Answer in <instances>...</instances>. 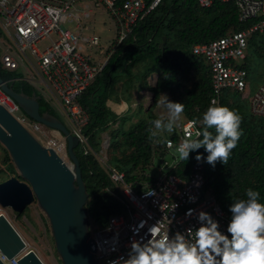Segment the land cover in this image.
<instances>
[{
	"label": "built area",
	"instance_id": "1",
	"mask_svg": "<svg viewBox=\"0 0 264 264\" xmlns=\"http://www.w3.org/2000/svg\"><path fill=\"white\" fill-rule=\"evenodd\" d=\"M79 1L85 2L88 10L89 3L96 7L103 4L117 27L116 37L101 62L93 60L89 54H83L82 47L78 44L79 39L89 45L97 44L95 35L82 37L80 34L81 17L74 12L73 6ZM215 1L232 3L237 10L239 22H249V25L192 46V52L204 57L209 66L213 93L211 102H219V95L226 88L237 91L247 89V72L238 66L237 61L245 57L249 38L254 34L264 33V0H197L201 7H208ZM160 2L161 0H151L149 3L146 0H0V46L4 47L0 55L1 69L16 71L19 76L13 80L31 84L41 92L39 95L46 102L59 103L69 119L71 133L78 138L83 153L86 154L91 151L88 136L83 132L87 115L78 104V97L94 81L116 47ZM84 15L87 17L89 12L86 11ZM71 20H75L79 27L77 34L64 27V23ZM27 51L32 59L27 56ZM0 105L42 145L53 148L67 159L63 138L29 118L1 86ZM248 105L252 115L264 119V83L250 95ZM189 120L193 119L176 123L173 132L162 139L163 153L169 152L171 148L176 150L185 138L184 126ZM163 153L158 151L156 155ZM179 162L177 157L171 163L163 160L162 165L157 168V176L149 181L136 180L135 184L124 182L123 171L113 167L109 169V178L118 187L125 209L110 214L105 225L96 224L97 230L90 235L96 245L95 258L100 264H110L119 258L126 259L131 240L141 237L147 239V228L161 218L166 223L165 218L173 202L178 207L174 212L168 213L172 219L170 235L175 231L197 227L196 212L199 210L209 212L219 221L221 230L226 229L228 214L210 191H203L204 164L195 161L189 176L182 178L173 172ZM151 190L154 195L144 194ZM190 195L197 199L189 202ZM188 209H193V213L186 216ZM142 220L146 221L145 225L138 233L133 232V227ZM19 258L20 254L7 258L0 252L3 264H18ZM117 264L123 262L118 261Z\"/></svg>",
	"mask_w": 264,
	"mask_h": 264
},
{
	"label": "trees",
	"instance_id": "2",
	"mask_svg": "<svg viewBox=\"0 0 264 264\" xmlns=\"http://www.w3.org/2000/svg\"><path fill=\"white\" fill-rule=\"evenodd\" d=\"M150 1L146 0L147 3ZM248 25L249 22H239L237 10L229 2L215 1L208 7H201L197 0H161L116 47L94 81L78 97V104L88 116L83 132L87 134L92 150L98 152L100 149L99 133L107 130L110 123L120 122L119 115L107 103L120 80L130 81L126 82V87L139 81V87L152 94L153 105L159 101L160 94L166 93L171 100L185 105L182 113L185 119L200 118L211 103L213 93L209 66L204 57L192 52V46ZM248 48L249 52L260 50L264 53V33L250 37ZM246 58L245 52L238 66L246 70L249 81ZM152 72L157 74L155 85H150L146 79ZM1 76L16 92L29 95L35 92L26 81L13 80L19 76L16 71L2 69ZM253 87L248 84L245 91L226 88L220 93L218 103L236 110L242 117V135L226 164L217 162L213 168L201 161L204 164L203 191H210L229 217L228 205L235 199L245 198V188L259 190L264 201V119L249 112ZM39 108L40 112L55 115L42 97H39ZM157 118L149 110L127 128L113 129L109 134L107 168L100 165L93 153L84 154L81 146H76L75 153L88 193L85 207L89 218L97 225H105L110 214L125 209L118 187L109 178L111 167L123 171L125 183L135 184L136 180L153 178L145 171L152 164L154 154L163 153V141H155L157 137L152 135L150 121ZM1 149L4 162L8 163L7 170L14 171L7 150L3 146ZM196 151L207 155L203 148ZM194 156L195 153L190 152L189 159L180 161L173 172L187 178L196 161ZM140 169L141 173H136Z\"/></svg>",
	"mask_w": 264,
	"mask_h": 264
},
{
	"label": "clouds",
	"instance_id": "3",
	"mask_svg": "<svg viewBox=\"0 0 264 264\" xmlns=\"http://www.w3.org/2000/svg\"><path fill=\"white\" fill-rule=\"evenodd\" d=\"M37 95L41 97L39 93ZM158 103L167 110V118H157L150 123L155 130L171 133L184 112L185 105L181 101L170 100L164 93L160 94ZM241 119L236 110L213 100L200 118L189 120L184 126L185 138L175 150L178 154L177 161H187L190 152H194L197 162L203 161L213 168L217 162L226 164L242 135ZM45 127L50 132L54 131V134L58 132ZM58 133L65 142L66 150L65 138ZM152 135L155 136L156 132L153 131ZM79 145L78 142L77 146ZM171 146L169 141V147ZM81 148L83 150L82 146ZM200 148L207 155L196 151ZM66 156L67 159L61 157L69 163L67 151ZM155 156L156 153L153 158ZM144 194L149 196L155 193L151 190ZM244 197L235 199L228 205L230 217L225 230H221L219 221L209 212L199 210L196 212L197 227L175 231L170 235L172 219L168 213L174 212L178 207L173 202L165 218L166 223L161 218L150 225L147 228V239L141 237L131 240L127 258L113 260L110 264H117L118 261L123 264H264V201L261 200L259 190L252 187L245 188ZM196 199V196L188 197L189 202ZM192 213L193 209H188L185 215ZM148 215L150 218V214ZM145 223V220L140 221L133 227V232L138 233Z\"/></svg>",
	"mask_w": 264,
	"mask_h": 264
},
{
	"label": "water",
	"instance_id": "4",
	"mask_svg": "<svg viewBox=\"0 0 264 264\" xmlns=\"http://www.w3.org/2000/svg\"><path fill=\"white\" fill-rule=\"evenodd\" d=\"M0 86L30 118L60 132L66 141L69 163L53 148L42 145L0 105V144L18 172L0 182V208L22 212L36 201L50 225V234L60 264H100L95 242L89 234L86 210L88 193L75 153L78 138L58 117L40 112L39 96L16 92L1 76ZM0 252L7 258L20 254L18 264H45L27 248L25 240L7 216L0 212ZM0 264H3L0 261Z\"/></svg>",
	"mask_w": 264,
	"mask_h": 264
},
{
	"label": "rangeland",
	"instance_id": "5",
	"mask_svg": "<svg viewBox=\"0 0 264 264\" xmlns=\"http://www.w3.org/2000/svg\"><path fill=\"white\" fill-rule=\"evenodd\" d=\"M88 5L90 10L85 7V2L79 1L73 5L75 7L74 12L78 13L81 17V36L92 37L95 35L97 37V44L89 45L87 42L81 41L80 39L78 44L81 45V52L83 54H89L93 60H98L101 62L103 61L106 52L116 37L117 27L111 14L103 4L97 7L92 3H89ZM86 11L89 12L87 17L84 15ZM64 27L73 33L77 34L79 32V27L77 26L75 20L65 22ZM249 48L247 47L246 49V61L247 67L249 69V85L254 86L253 88L255 89L258 84L264 82V53L260 50L249 52ZM3 51L4 47L0 46V55ZM26 54L28 57H30V59H32L28 51ZM241 62L242 60L237 61L239 64ZM146 76L148 83L150 85H155L157 81V74L152 72L148 73ZM126 82L130 81L120 80L116 84L115 93L112 94L110 98L115 100L120 99V101L123 100V103H110V100L107 102L110 104L112 110L117 115H119L120 122L118 121L110 123L111 125L109 128H107V130L99 133L100 149L98 152H94L91 148V153L95 154L98 162L104 168L108 167L107 160L110 158V152L108 151V139L110 138L109 134L113 129L117 128L118 126L127 128L130 124L145 116L146 112L149 110H152L153 114L158 118H167V110L158 102L153 105L152 94L149 91L139 87V81L134 83V86L132 87H126ZM168 98L171 100L169 96ZM49 105L53 108L56 117H58L60 121H62L69 129H71L69 119L62 112L60 104L49 103ZM183 120H185V117L181 114L179 120L176 123H182ZM153 131L156 132L157 139L161 141L169 134L168 132L155 130L154 126ZM55 134L59 135L58 132H55ZM1 146L2 145L0 144V182L10 176H18V172L15 167L13 168L14 171L10 172L7 170L6 165L8 163L4 162V152L1 149ZM177 155L178 154L174 148H171L169 152H165L162 155H156L152 160V164L147 167L145 173L151 177L157 176V168L162 165V161L166 160L171 163L175 157H177ZM136 173H141V169L137 170ZM1 209L10 220L14 228L25 240L28 249L34 250L45 264H60L59 258L57 257V253L55 251L53 239L50 234V225L48 219L36 201H33L31 204L26 206L25 209L20 213L15 212L10 208ZM96 230V224L89 218V234L92 235Z\"/></svg>",
	"mask_w": 264,
	"mask_h": 264
},
{
	"label": "crops",
	"instance_id": "6",
	"mask_svg": "<svg viewBox=\"0 0 264 264\" xmlns=\"http://www.w3.org/2000/svg\"><path fill=\"white\" fill-rule=\"evenodd\" d=\"M263 83V82H262ZM262 83H260V84H262ZM249 84V83H248ZM260 84H258L257 86H256V88L260 85ZM31 85V84H30ZM32 86V85H31ZM33 87V86H32ZM255 88V89H256ZM254 89V90H255ZM35 92L38 94H40L41 95V92L39 91V90H35ZM48 103V102H47ZM49 103H57V102H55V101H53V102H49ZM110 103H123V100H121L120 101V99L119 100H115V99H110ZM125 103V102H124ZM62 112L64 113V110L62 109ZM65 114V113H64Z\"/></svg>",
	"mask_w": 264,
	"mask_h": 264
},
{
	"label": "bare ground",
	"instance_id": "7",
	"mask_svg": "<svg viewBox=\"0 0 264 264\" xmlns=\"http://www.w3.org/2000/svg\"><path fill=\"white\" fill-rule=\"evenodd\" d=\"M58 135V134H57ZM0 211L2 212V209L0 208ZM3 213V212H2Z\"/></svg>",
	"mask_w": 264,
	"mask_h": 264
}]
</instances>
